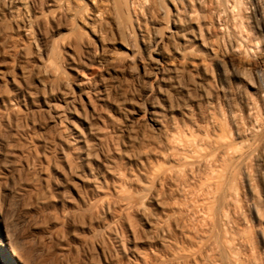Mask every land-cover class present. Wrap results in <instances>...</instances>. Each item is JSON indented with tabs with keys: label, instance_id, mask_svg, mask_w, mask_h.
I'll return each instance as SVG.
<instances>
[{
	"label": "rangeland",
	"instance_id": "374dc122",
	"mask_svg": "<svg viewBox=\"0 0 264 264\" xmlns=\"http://www.w3.org/2000/svg\"><path fill=\"white\" fill-rule=\"evenodd\" d=\"M26 1L0 0V264H264V0Z\"/></svg>",
	"mask_w": 264,
	"mask_h": 264
},
{
	"label": "bare ground",
	"instance_id": "6f19581e",
	"mask_svg": "<svg viewBox=\"0 0 264 264\" xmlns=\"http://www.w3.org/2000/svg\"><path fill=\"white\" fill-rule=\"evenodd\" d=\"M257 2H261L260 0H256ZM21 5H22V7L25 9V11H28V8H29V4H28V2L26 1V0H21ZM258 4H260V3H258ZM261 5L262 4H260V6H259V10H258V13H259V16H260V18H262L263 20H264V8L263 7H261ZM153 42V41H152ZM154 45H155V47L153 48V49H156L157 50V48H156V42H155V40H154ZM156 52V54H159V53H157V51H155ZM160 55V54H159ZM159 67V66H158ZM157 72L158 71H163V68L162 69H160V68H154ZM164 72V71H163ZM0 244L1 245H5L6 243H4V241L2 242V240L0 239Z\"/></svg>",
	"mask_w": 264,
	"mask_h": 264
}]
</instances>
